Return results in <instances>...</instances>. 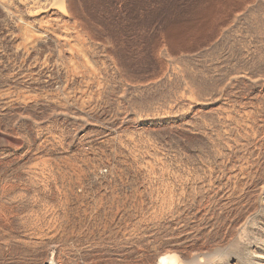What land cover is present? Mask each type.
I'll use <instances>...</instances> for the list:
<instances>
[{
    "label": "rangeland",
    "instance_id": "obj_1",
    "mask_svg": "<svg viewBox=\"0 0 264 264\" xmlns=\"http://www.w3.org/2000/svg\"><path fill=\"white\" fill-rule=\"evenodd\" d=\"M50 2L0 0V264H262L264 0H224L146 78L55 15L26 52Z\"/></svg>",
    "mask_w": 264,
    "mask_h": 264
},
{
    "label": "bare ground",
    "instance_id": "obj_2",
    "mask_svg": "<svg viewBox=\"0 0 264 264\" xmlns=\"http://www.w3.org/2000/svg\"><path fill=\"white\" fill-rule=\"evenodd\" d=\"M189 1L190 14L178 16L164 15L166 5L159 7L157 0H52L45 7L41 6L43 8H28L22 28L23 48L27 52L49 39L52 26L50 20L44 22L43 18L55 15L61 22L77 24V47L81 54L84 38H95L103 44L110 42L109 52L116 63L129 74L146 78L163 67L158 54L161 47H168L173 53L183 52L207 43L216 34L215 17L224 0ZM100 4L105 15L99 12ZM97 11L99 14L95 15ZM59 38L69 45L72 37L64 33ZM71 48L70 59L73 57Z\"/></svg>",
    "mask_w": 264,
    "mask_h": 264
}]
</instances>
